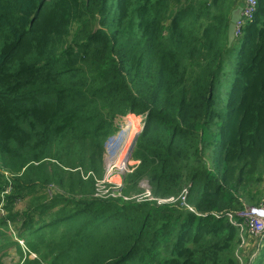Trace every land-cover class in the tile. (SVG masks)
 I'll return each instance as SVG.
<instances>
[{
  "label": "trees",
  "instance_id": "trees-1",
  "mask_svg": "<svg viewBox=\"0 0 264 264\" xmlns=\"http://www.w3.org/2000/svg\"><path fill=\"white\" fill-rule=\"evenodd\" d=\"M235 8L0 0V264L243 263L257 237L228 213L262 198L264 0L228 71ZM128 112L135 168L97 195Z\"/></svg>",
  "mask_w": 264,
  "mask_h": 264
},
{
  "label": "built area",
  "instance_id": "built-area-1",
  "mask_svg": "<svg viewBox=\"0 0 264 264\" xmlns=\"http://www.w3.org/2000/svg\"><path fill=\"white\" fill-rule=\"evenodd\" d=\"M258 7V0H245V4L241 10V18H239L236 21V28H235V39L237 38H243L244 36V29L248 23H250L255 15V12ZM132 113H128L126 115H121L116 118L115 123L117 127L120 129L118 133H114L107 139L105 143V150L109 154L112 155V158H117L119 160L122 159L123 154H125V151H120L119 148L125 147V145H122L120 147L117 146L116 141L119 136H122L124 139L127 135V133L136 125H138V131L137 133H140L143 128L145 122H141L140 118L139 120L134 118V116L131 115ZM137 133H134L132 135H135ZM123 139V140H124ZM134 140L132 138L130 142ZM133 142V141H132ZM120 164H114L113 169H118ZM106 176V174H105ZM102 181H105L104 179H101L97 182V195L103 196L108 195L103 192V187H101ZM228 217L230 220L241 227L246 226L250 232V235H254L257 237L256 243L252 248V254H251V260L250 264H256V261L259 260L262 254V248H263V239H264V201L260 202L257 205H249L245 209L240 210L236 213H228ZM21 243H23L22 240H20ZM33 257H36V255H32ZM257 264H264V257L262 259V262L260 261Z\"/></svg>",
  "mask_w": 264,
  "mask_h": 264
},
{
  "label": "rangeland",
  "instance_id": "rangeland-1",
  "mask_svg": "<svg viewBox=\"0 0 264 264\" xmlns=\"http://www.w3.org/2000/svg\"><path fill=\"white\" fill-rule=\"evenodd\" d=\"M243 42H244L243 38H237L236 40L233 41L232 46L228 48V50L225 54V60L229 62L226 70L232 71V69L230 67H232L234 64V61H236V57L238 55L240 47H242ZM232 76H233L232 74H229L226 77L221 75V77H222L221 80L226 78V79L231 81ZM128 113H132V112H128ZM131 115L134 116V118H136L138 120L140 118L141 122H143V123L145 122L146 114L136 115L135 113H132ZM136 126L138 129V125H136ZM119 130L120 129L117 127V125L115 123V133L116 132L118 133ZM135 132H136V130H135ZM122 138H123L122 136H119L117 138V141H116V144L118 147H120L123 142H124V145H126L125 147L119 148L120 151H125V154H123V157L121 160H119L117 158H112V155L109 154L110 151L108 152L107 150H105V154H104L106 176H105V181H102L103 183L101 184V187H103L102 189H103L104 193L112 194L113 196L123 195L122 189L124 187V179H125L126 175L131 170H133L135 168V165H136V161L133 160L131 157L132 150L134 147V145L132 144L133 140L131 142H129L132 138H134V135H132V131L130 133L129 132L127 133L125 139L123 138L124 140ZM125 158H126V160H125ZM114 164H120L119 168L113 169ZM262 183H263L262 186H260L258 189L262 192L261 201L263 202L264 201V180L262 181ZM141 186L145 189H148V187H149L147 181H143L141 183ZM263 243H264V239H263ZM252 248H253V240L249 241L248 245H246L244 247V249L247 251L248 257L243 256V258H242L243 263L242 264H250L251 254L253 251V250L251 251ZM263 255L261 254V257L259 258L258 261H256V264L259 263L260 261L262 262ZM3 262H4V264H21L20 255L18 254L16 249H13V250H11V252H9L8 254H6L4 256Z\"/></svg>",
  "mask_w": 264,
  "mask_h": 264
},
{
  "label": "water",
  "instance_id": "water-1",
  "mask_svg": "<svg viewBox=\"0 0 264 264\" xmlns=\"http://www.w3.org/2000/svg\"><path fill=\"white\" fill-rule=\"evenodd\" d=\"M241 18V11L240 7H237L233 10L230 24H229V29H228V47L232 46L233 41L235 40V28H236V21ZM138 133L135 135L134 140H133V145L135 143L136 137Z\"/></svg>",
  "mask_w": 264,
  "mask_h": 264
},
{
  "label": "crops",
  "instance_id": "crops-1",
  "mask_svg": "<svg viewBox=\"0 0 264 264\" xmlns=\"http://www.w3.org/2000/svg\"><path fill=\"white\" fill-rule=\"evenodd\" d=\"M244 4H245V0H236V8L240 7V11L242 10Z\"/></svg>",
  "mask_w": 264,
  "mask_h": 264
},
{
  "label": "bare ground",
  "instance_id": "bare-ground-1",
  "mask_svg": "<svg viewBox=\"0 0 264 264\" xmlns=\"http://www.w3.org/2000/svg\"><path fill=\"white\" fill-rule=\"evenodd\" d=\"M132 131V134H134V133H137V132H135V129L134 128H132L130 131H129V133ZM140 131V130H139ZM123 139V138H122ZM130 142V141H129ZM120 144V143H119ZM123 145H124V143H123ZM126 146V145H125ZM129 150V149H128ZM128 152V151H127ZM131 153V152H130ZM124 160V159H123ZM125 160H126V158H125ZM113 162V161H112ZM126 168V167H125Z\"/></svg>",
  "mask_w": 264,
  "mask_h": 264
}]
</instances>
